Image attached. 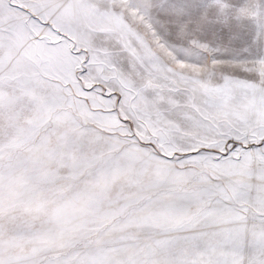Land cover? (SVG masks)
<instances>
[{"label": "snow or ice", "instance_id": "1", "mask_svg": "<svg viewBox=\"0 0 264 264\" xmlns=\"http://www.w3.org/2000/svg\"><path fill=\"white\" fill-rule=\"evenodd\" d=\"M0 264H264V0H0Z\"/></svg>", "mask_w": 264, "mask_h": 264}]
</instances>
